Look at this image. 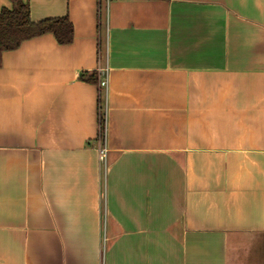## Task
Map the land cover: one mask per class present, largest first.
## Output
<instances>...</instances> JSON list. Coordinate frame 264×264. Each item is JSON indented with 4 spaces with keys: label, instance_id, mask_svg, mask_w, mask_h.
Masks as SVG:
<instances>
[{
    "label": "crops",
    "instance_id": "crops-1",
    "mask_svg": "<svg viewBox=\"0 0 264 264\" xmlns=\"http://www.w3.org/2000/svg\"><path fill=\"white\" fill-rule=\"evenodd\" d=\"M21 1L73 36L1 54L0 264H264V0Z\"/></svg>",
    "mask_w": 264,
    "mask_h": 264
},
{
    "label": "trees",
    "instance_id": "trees-1",
    "mask_svg": "<svg viewBox=\"0 0 264 264\" xmlns=\"http://www.w3.org/2000/svg\"><path fill=\"white\" fill-rule=\"evenodd\" d=\"M99 7V2H98ZM45 32L53 33L58 43H69L72 40V24L67 16L32 21L29 16V7L26 2L13 0L12 7H0V62L4 50L14 49L22 40L40 35ZM79 79L98 84L99 77L96 71H83ZM98 135L104 134V114L102 111L101 88L98 85Z\"/></svg>",
    "mask_w": 264,
    "mask_h": 264
},
{
    "label": "built area",
    "instance_id": "built-area-1",
    "mask_svg": "<svg viewBox=\"0 0 264 264\" xmlns=\"http://www.w3.org/2000/svg\"><path fill=\"white\" fill-rule=\"evenodd\" d=\"M100 1V0H98ZM107 1V0H104ZM102 72H104L102 74V76L99 78L98 81V85L101 89H106L107 86V75H106V70L103 69ZM106 152H107V148L106 145L104 143V134L102 135V137L100 138V145L97 148V155H98V160L100 162H104L105 161V157H106Z\"/></svg>",
    "mask_w": 264,
    "mask_h": 264
}]
</instances>
